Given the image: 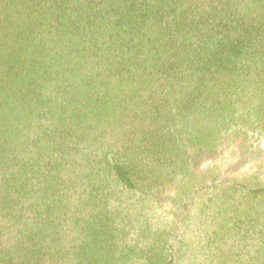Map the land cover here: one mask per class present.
<instances>
[{"label":"trees","instance_id":"16d2710c","mask_svg":"<svg viewBox=\"0 0 264 264\" xmlns=\"http://www.w3.org/2000/svg\"><path fill=\"white\" fill-rule=\"evenodd\" d=\"M0 264H264V0H0Z\"/></svg>","mask_w":264,"mask_h":264}]
</instances>
